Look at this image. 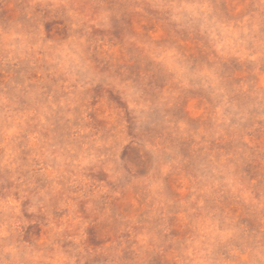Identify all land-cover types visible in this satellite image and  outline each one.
Instances as JSON below:
<instances>
[{
	"label": "rangeland",
	"instance_id": "374dc122",
	"mask_svg": "<svg viewBox=\"0 0 264 264\" xmlns=\"http://www.w3.org/2000/svg\"><path fill=\"white\" fill-rule=\"evenodd\" d=\"M0 264H264V0H0Z\"/></svg>",
	"mask_w": 264,
	"mask_h": 264
}]
</instances>
